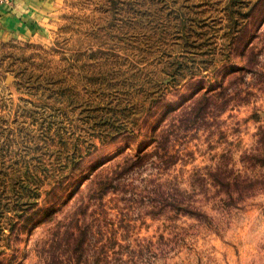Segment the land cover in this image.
Wrapping results in <instances>:
<instances>
[{
	"label": "rangeland",
	"instance_id": "obj_1",
	"mask_svg": "<svg viewBox=\"0 0 264 264\" xmlns=\"http://www.w3.org/2000/svg\"><path fill=\"white\" fill-rule=\"evenodd\" d=\"M49 11L0 37V264H264V0Z\"/></svg>",
	"mask_w": 264,
	"mask_h": 264
},
{
	"label": "crops",
	"instance_id": "obj_2",
	"mask_svg": "<svg viewBox=\"0 0 264 264\" xmlns=\"http://www.w3.org/2000/svg\"><path fill=\"white\" fill-rule=\"evenodd\" d=\"M55 0H14L0 4V37L30 36L44 24Z\"/></svg>",
	"mask_w": 264,
	"mask_h": 264
},
{
	"label": "trees",
	"instance_id": "obj_3",
	"mask_svg": "<svg viewBox=\"0 0 264 264\" xmlns=\"http://www.w3.org/2000/svg\"><path fill=\"white\" fill-rule=\"evenodd\" d=\"M214 96H218V93H209V92H203L197 97H194L191 102L184 106L182 108V114H195V116L200 115L212 102ZM164 140V139H163ZM157 141V140H156ZM139 157V156H138ZM88 230V227H87ZM66 233H69L70 236H73L74 231L70 230V228H66ZM84 236L80 237L81 235H78L74 238V244H70L67 239L62 244L61 248H63V253H69L70 257H72V254H78L76 257L78 263L82 261V257L85 253V245L87 241H89L90 236L87 234V232H84ZM61 248H54L53 251L59 250ZM55 253V252H54ZM51 254V256H56L55 254ZM57 257V256H56Z\"/></svg>",
	"mask_w": 264,
	"mask_h": 264
},
{
	"label": "built area",
	"instance_id": "obj_4",
	"mask_svg": "<svg viewBox=\"0 0 264 264\" xmlns=\"http://www.w3.org/2000/svg\"><path fill=\"white\" fill-rule=\"evenodd\" d=\"M14 0H0V4H12Z\"/></svg>",
	"mask_w": 264,
	"mask_h": 264
}]
</instances>
